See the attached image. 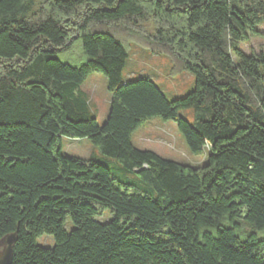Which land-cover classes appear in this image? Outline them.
Listing matches in <instances>:
<instances>
[{
  "label": "trees",
  "instance_id": "trees-1",
  "mask_svg": "<svg viewBox=\"0 0 264 264\" xmlns=\"http://www.w3.org/2000/svg\"><path fill=\"white\" fill-rule=\"evenodd\" d=\"M263 26L264 0H0V242L16 235L11 264H264V52L243 51ZM77 40L78 68L58 58ZM129 42L168 56L194 89L170 101L148 78L126 82ZM94 73L111 93L104 126L81 90ZM154 119L175 121L206 162L136 148ZM63 139L121 166L65 157ZM106 210L113 219L96 221ZM44 235L53 248L38 245Z\"/></svg>",
  "mask_w": 264,
  "mask_h": 264
},
{
  "label": "rangeland",
  "instance_id": "rangeland-1",
  "mask_svg": "<svg viewBox=\"0 0 264 264\" xmlns=\"http://www.w3.org/2000/svg\"><path fill=\"white\" fill-rule=\"evenodd\" d=\"M146 24L145 27L148 31H153L156 26L153 19H150ZM260 31L263 35L262 37L253 38L248 45L243 46L245 53L264 52V26ZM129 43H126L129 58L123 73L126 82L148 78L160 88L165 97L170 101L183 98L194 89V77L190 73L183 72L176 74L171 72V62L168 56L152 54L146 47ZM58 58L62 63L76 68L85 64L87 57L83 52L81 40L75 41L70 50L59 53ZM81 90L88 94L91 109L98 124L104 126L111 109V93L108 91L107 79L99 73H94L86 80ZM179 116L191 124L194 122L193 110L183 111ZM132 142L140 150L151 151L166 160L191 167L202 166L208 156L207 153L194 155L189 151L184 138L177 129L175 121L150 120L146 122L144 127L133 134ZM62 154L65 157L82 161L93 159L114 171L121 166L116 160L103 156L98 147H95L88 140L84 139H63ZM129 179L138 182L137 176L134 174L129 175ZM104 212L105 215L96 217V221L106 223L113 219V214L109 210ZM73 228L74 226L68 221L67 229L71 231ZM243 229L251 231V227L245 225ZM208 232L215 234V229H208ZM238 234L240 236L244 235L241 232ZM258 234L264 238V231H260ZM37 242L38 245L44 248H53L55 246L53 237L48 235L40 237ZM0 261H3V258Z\"/></svg>",
  "mask_w": 264,
  "mask_h": 264
},
{
  "label": "water",
  "instance_id": "water-1",
  "mask_svg": "<svg viewBox=\"0 0 264 264\" xmlns=\"http://www.w3.org/2000/svg\"><path fill=\"white\" fill-rule=\"evenodd\" d=\"M15 242L16 235L10 236L7 239H3L0 242V259L3 258V261H0V264H11L13 245Z\"/></svg>",
  "mask_w": 264,
  "mask_h": 264
}]
</instances>
